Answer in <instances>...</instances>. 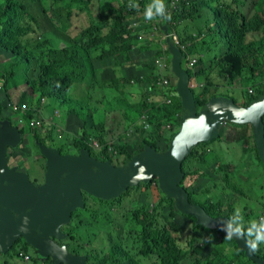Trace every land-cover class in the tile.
I'll return each mask as SVG.
<instances>
[{"label": "trees", "instance_id": "trees-1", "mask_svg": "<svg viewBox=\"0 0 264 264\" xmlns=\"http://www.w3.org/2000/svg\"><path fill=\"white\" fill-rule=\"evenodd\" d=\"M92 1L0 0V51L13 54L14 59L7 68H2L3 63L0 62V117L20 128L23 142L16 149L9 148L8 155L16 160L22 155L31 159L27 166L21 158L20 166L34 182L43 181L46 162L36 142L59 149L64 155L79 154L81 149H86L100 161L113 163L116 157L118 164H113L118 166L143 150L145 145H151L158 151L167 150L170 139L179 130L182 102L176 89L177 79L171 71L172 56L167 48L163 25H155L156 19L146 24L142 18L150 0H135L139 10L128 6L130 0H117L119 10L105 8L89 20V24L77 27L72 22L73 14L86 13L91 18L88 10ZM166 4L171 18L162 20L169 33L178 37V45L184 54L182 65L190 75V85L195 83L198 88H192L198 110L218 96L239 103L232 96L217 94L220 86L214 83V74L229 84L237 79L252 82L244 92V102L239 103L241 105L249 106L264 94V0H166ZM63 11L69 23L63 22ZM152 30L155 35L159 33L162 39L152 37ZM46 31L51 32L50 36ZM142 34L144 38L141 42ZM56 37L59 40L56 41ZM153 40L159 42L156 48L151 45ZM220 44L218 53L214 54L215 48L211 47ZM135 48L140 55L151 51L158 58L166 54L168 63L164 68L167 71L164 78L168 79L169 85H160L156 58L151 55L147 61H142L147 72L137 74L134 70L132 76H106L111 66L114 70L130 62L133 64L131 56ZM204 50H208L207 58L201 56ZM189 57L197 59L193 70L186 66ZM34 62L35 72L31 76L28 70ZM19 64H24L26 83L32 87L29 94H20L17 102L31 108L22 113L23 125L10 118L8 108L12 103L14 69ZM87 73H92L94 77V83H90L89 88L103 90L105 100L109 89L117 93L114 100L118 108L124 111L122 116L129 128L140 122L143 116L149 128L137 126L133 132L134 140L123 133V137L114 138L106 121L98 122L94 117L95 111L106 109L105 104L108 103L94 97L97 106H93L91 101L84 106L80 94H77L82 86L79 83L87 80ZM30 79L33 82H28ZM135 80L144 90V93H139L138 100L130 92L121 91V87L125 88ZM72 90L78 95L75 98L68 96ZM36 91L40 93L37 104L42 99H49L60 105H69L67 117H54V125L46 128L45 136L41 130L44 119L40 112L33 109L35 105L39 106L30 97ZM157 97L162 99L156 100ZM32 120H41L42 125L32 126ZM56 133L59 136L72 134V140L68 143L55 139ZM28 139H31L32 146L37 149V157L42 161L35 160L29 150H22V145ZM94 141L102 146L101 151L92 147ZM215 144L218 146L213 148ZM231 144L242 145L248 155L254 153L264 166L253 127L232 123L222 129L220 138L198 144L183 163L185 178L181 186L187 189L190 202L202 205L213 217H231L234 207L239 206L233 200L238 196L249 199L234 177L235 165L210 160L213 151L220 154L219 149ZM192 160H196L197 164L190 166ZM196 175H199L197 179L184 186L188 177ZM211 178L213 185H204ZM221 183H224V187L217 195L213 190ZM153 185L159 193L157 200L153 196ZM132 192H135L132 207L123 210V202ZM84 204L85 209L75 211L71 223L62 228L67 238L59 241V244L65 245L74 254L91 253L92 264H145L139 258L152 264H258L247 257L235 240L226 239L223 231L197 225L196 217L180 213L175 201L161 192L156 177L150 184L141 183L139 187L129 188L122 196L110 201L84 193ZM261 206L256 217L253 211L242 214L249 218L248 222L251 218L258 219L264 216V202ZM248 222H244L245 226ZM104 234L103 243L98 242ZM128 234H137L142 245L130 250L124 241ZM115 240L119 243H114ZM225 241L231 248L229 253L223 246ZM108 243V250L98 249L106 248ZM97 250L101 254L96 262V254L99 255ZM21 253L29 255L32 263H38L37 251L23 237L16 241L7 256L20 259ZM256 253L264 258V244L259 245ZM52 263L51 258L44 263L40 261V264Z\"/></svg>", "mask_w": 264, "mask_h": 264}, {"label": "water", "instance_id": "water-1", "mask_svg": "<svg viewBox=\"0 0 264 264\" xmlns=\"http://www.w3.org/2000/svg\"><path fill=\"white\" fill-rule=\"evenodd\" d=\"M163 31L182 102L179 130L170 139L167 150L145 145L123 165L115 166L109 160L96 159L86 149L78 155H64L59 149L36 142L46 159L44 181L38 183L28 173L19 171L18 166H10L8 150L18 148L23 136L18 126L0 117V255L23 237L37 251L42 263L51 258L52 264H87V255L73 254L59 244L67 238L62 228L71 223L72 214L85 209L84 193L110 201L129 188L150 184L155 177L161 192L175 201L180 213L196 217L197 225L219 230V225L229 218L213 217L202 205L190 202L187 189L181 186L185 178L183 163L198 144L220 138L228 123L253 127L264 162V94L249 106L228 97H213L198 110L190 75L182 65L184 54L172 41L167 26H163ZM232 239L250 260L264 264V258L256 251L250 252L243 239Z\"/></svg>", "mask_w": 264, "mask_h": 264}, {"label": "rangeland", "instance_id": "rangeland-1", "mask_svg": "<svg viewBox=\"0 0 264 264\" xmlns=\"http://www.w3.org/2000/svg\"><path fill=\"white\" fill-rule=\"evenodd\" d=\"M87 5V4H85ZM109 9V10H113V11H117L120 8V4L119 2H117V0H93L92 3L89 5V13L91 15V18H89L88 14L83 13V14H77L72 17V22L74 25L78 26H85L87 24L90 23L89 20H91L95 15H97L101 10L103 9ZM76 14V13H75ZM63 15V22L64 23H69V19L66 15V12L63 11L62 12ZM144 18V14L142 15ZM154 20L151 21V23ZM144 22L146 24H149L150 21H147L144 19ZM155 25L157 26H161V23L163 26H165L164 24V20H162V18H157L155 21ZM76 29V28H75ZM75 29H73L75 31ZM156 29V27H155ZM46 33L50 36L51 32L46 31ZM142 39L144 38L143 34L141 35ZM152 37H156L159 40L161 38V36L158 34H154L153 30L151 33ZM142 39L141 42L143 41ZM162 39V38H161ZM56 41L59 40V37H56L55 39ZM145 40V39H144ZM148 41H150L148 39ZM152 42V47L156 48L157 45H159V42L157 40H153ZM221 46L220 45H214L211 47V49L215 48L214 54L218 53V48ZM208 52V50H204L202 52V57H206V53ZM212 54V53H211ZM151 56H154V54L150 52L144 53V54H138L136 48L132 51V62H134L133 64L130 62V64H126L123 68L121 69H114L113 70V66H111L110 70L106 71V76H115L116 75H122V74H129V76H132L134 73L133 71L136 70L135 72L141 73V72H147V69L143 66L142 62L147 61V59ZM166 57V62H167V56L164 53V55ZM155 60H163V57H155ZM154 60V61H155ZM14 61L13 59V54L11 53H5L0 51V62L3 63V65H1L2 68H7L10 63H12ZM155 64L158 68V73H159V77L163 78L166 74V70L159 67L158 64ZM184 61V60H183ZM168 63V62H167ZM133 66V67H132ZM35 62L32 66L29 67L28 73L29 75H33V73L35 72ZM15 78L14 81L11 83L12 85V90H11V99L12 102L17 103L18 102V98L19 95L22 93H26L29 94L30 92V88L31 85H27L25 77H24V73H25V66L24 64H19L15 69ZM141 76H143L142 74H140ZM87 80L85 82L79 83V85H82L80 87V89L77 91V94H80L79 97L81 100H83V105L84 106H88V102H92L93 106H97V104L94 102L93 98L95 97V99H102V101H104L105 103V108L106 109H98L95 111V120L100 122L101 120H105L106 124L108 125V128L110 130H112V136L114 138H117L119 136L123 137V134L129 136V138L131 140H134V134L133 132H135V129L137 126H142V123L138 122L136 125L132 126V128H129L128 123L124 120L122 114H123V110H121L120 108H118V104L116 103V101L114 100V97L116 96V92L113 90H108V94L106 96V100L104 99L103 90H100L96 87L94 88H89V84L90 83H94V77L92 76V73H87ZM102 76V75H101ZM212 77L214 78V83L216 85H219L220 87H218V91L217 94H224V95H229L232 96L233 98L237 99L239 101V103H243L244 102V92L247 91V88L249 85L252 84L251 81L248 80H242V79H237L234 82L230 83L227 80H224L222 78H219L217 74L212 75ZM176 78V77H175ZM97 81V80H96ZM136 81V80H135ZM28 82H33L32 79H30ZM195 84V83H193ZM196 90H198L197 86L194 87ZM2 88L0 87V90ZM98 91H100V93H97ZM121 91H125V92H130L133 95V98L138 100L139 98V93H144L143 88L140 87V85L136 82L131 83L130 85H128L125 88L121 87ZM153 92V91H151ZM68 96L70 98H75L78 95H75L74 90L70 91L68 93ZM30 97L32 98V101L34 102V104H37V101H39L40 99V93L38 91L36 92H32ZM162 99L161 97H157L156 100H160ZM39 106V112L42 114V118L44 119V125L45 126L43 128V126L41 127V130L43 131V135H46V128L47 127H52L53 124V118L55 117L56 119H65L67 117V111L69 108V105L65 104V105H60L59 103L46 99L45 102H41L40 104H37ZM9 108V113H6V115H9L10 118L16 122V121H20L21 125L24 124L23 120H22V113L20 112H14L12 111L11 106H8ZM39 119V118H38ZM72 135V134H71ZM71 135H69L68 133H65L62 136H59L58 133H56L55 135V139H60L63 142H67L70 143V141L72 140ZM70 138V139H69ZM58 142V141H57ZM61 143V142H58ZM227 144V143H224ZM216 146H218L217 144H215L213 146V148H216ZM22 150L23 151H30L32 152V157H34V159H38L39 161H42L43 159L37 157V149H35L32 144H31V139L26 140V142L22 145ZM218 152H221L220 154L217 153L216 151H213L210 154V160L211 161H220V162H230L233 163L236 167H234V177L236 178V180L238 181L239 184H241V186L243 187V189L245 190L246 194L249 196V199H245L241 196H238L236 199L233 200V202H236V204H239V207L241 208L242 212H251L253 211L255 213V217L257 216V213H259L261 211L262 208V203L264 202V166L261 164V162L257 159V156H254V153H252V155H248L247 152L244 151V148L242 145L240 144H231L230 147L227 145H224V148L221 150L219 149ZM116 156V155H115ZM15 158V157H14ZM11 159L10 161V166H20V161L21 158L24 160L23 163H27V166H29L28 162H31V159H28L27 157H25V155H22L21 157L16 159ZM114 164L117 163V158H114ZM118 164V163H117ZM197 164L196 160H192L189 165L193 166ZM199 177V175H196L195 177H188L185 180L184 186H189L194 179H197ZM213 179L211 178L209 181H205V184L208 185H213ZM224 187V183H221L219 185L218 188H214L213 192L217 195L220 194V189ZM152 192H153V196L154 199L157 200L159 198V193L157 191V188L153 185L152 186ZM134 195L135 192H132V194L127 197L124 202H123V210H129L133 204V200H134ZM254 216V215H253ZM244 222H248L249 218H246L244 215ZM253 218H251L252 220ZM67 226V225H66ZM64 226V227H66ZM105 238V234L102 235L99 239L98 242L104 240ZM103 243V241H102ZM114 243H119V241H114ZM105 244V243H104ZM223 246L227 248V252L229 253L231 251V248L228 246V242L225 241L223 242ZM109 249V243L106 246V248L100 247L98 249L102 250H108ZM33 253V252H32ZM99 255L96 254V259L95 261H99L100 259V254L101 252H99V250H97V252ZM34 254V253H33ZM32 255V254H31ZM5 261H9L10 264H40V261H38V263H32L30 260L26 261L23 258L20 257H13L10 258L9 256H7V253L5 254H1L0 255V264H9L6 263ZM143 261V259H142ZM145 264H152L150 262H145L143 261Z\"/></svg>", "mask_w": 264, "mask_h": 264}, {"label": "clouds", "instance_id": "clouds-1", "mask_svg": "<svg viewBox=\"0 0 264 264\" xmlns=\"http://www.w3.org/2000/svg\"><path fill=\"white\" fill-rule=\"evenodd\" d=\"M128 6L139 10V5L135 0H130ZM157 18H171L166 0H150L145 6L144 19L152 21ZM219 230L225 233L226 239H232L233 237L243 239L250 252L257 251L259 245L264 244V216L250 220L245 226L242 210L239 206L234 207L232 216L219 225Z\"/></svg>", "mask_w": 264, "mask_h": 264}, {"label": "built area", "instance_id": "built-area-1", "mask_svg": "<svg viewBox=\"0 0 264 264\" xmlns=\"http://www.w3.org/2000/svg\"><path fill=\"white\" fill-rule=\"evenodd\" d=\"M133 25H136V23H134ZM132 28V27H131ZM172 38H173V42H175L177 45L179 44V41H178V37L177 36H173L172 35ZM140 39H142V36L140 37ZM179 46V45H178ZM165 48V47H164ZM163 57V60H157L156 63L158 64L159 67L161 68H165L166 67V57L165 56H162ZM197 63V59L196 57H189L187 59V62H186V66L187 68L193 70V68L195 67V64ZM134 82V81H133ZM132 82V83H133ZM160 85L163 87L166 86V85H169V81L168 79L166 78H161L160 80ZM196 84H191V87H195ZM253 92V91H252ZM46 99H42L41 102H45ZM9 106H11L12 108V111L14 112H20V113H24L25 111L27 110H30V106L29 105H21L19 103H15V102H12L9 104ZM33 109H35L36 111H38L39 113V107H37L36 105L33 107ZM140 123H142V125L144 126L145 129H148L149 128V124L146 122V118L145 116H143L140 120ZM31 125L32 126H41L42 125V121L41 120H32L31 121ZM92 147L96 150V151H101L102 150V146L94 141L93 144H92ZM112 149H110L111 151ZM113 152V151H112ZM22 258H24V260L28 261L30 259L29 255L28 256H24L23 253L20 254Z\"/></svg>", "mask_w": 264, "mask_h": 264}, {"label": "flooded vegetation", "instance_id": "flooded-vegetation-1", "mask_svg": "<svg viewBox=\"0 0 264 264\" xmlns=\"http://www.w3.org/2000/svg\"><path fill=\"white\" fill-rule=\"evenodd\" d=\"M227 125H225L224 127H226ZM223 127V128H224ZM72 155H78V154H72ZM11 159H13V158H10V161H11ZM17 169L19 170V171H23V168L21 167V166H18L17 167ZM32 180V179H31ZM43 181H44V179H43ZM42 181V182H43ZM41 182V183H42ZM220 217H225V216H220ZM118 240H120L119 238H117ZM124 241H125V243H126V246L131 250L134 246L135 247H139V246H141L142 245V240H140L138 237H137V234H128L125 238H124ZM32 252H34V251H32ZM72 253V252H71ZM74 254V253H73ZM76 255H78V254H76ZM81 255H87L88 256V258H87V264H92V254L91 253H86V252H81ZM136 259H137V257H136ZM141 261H142V259L143 258H139ZM90 260V261H89ZM138 260V259H137ZM143 262V261H142Z\"/></svg>", "mask_w": 264, "mask_h": 264}]
</instances>
